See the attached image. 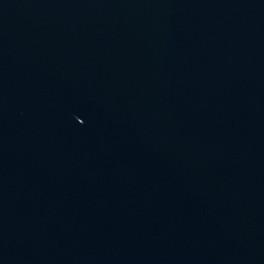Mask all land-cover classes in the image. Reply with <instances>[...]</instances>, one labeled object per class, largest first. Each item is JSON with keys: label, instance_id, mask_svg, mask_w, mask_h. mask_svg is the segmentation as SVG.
Segmentation results:
<instances>
[{"label": "water", "instance_id": "obj_1", "mask_svg": "<svg viewBox=\"0 0 264 264\" xmlns=\"http://www.w3.org/2000/svg\"><path fill=\"white\" fill-rule=\"evenodd\" d=\"M0 264H264V0H0Z\"/></svg>", "mask_w": 264, "mask_h": 264}]
</instances>
